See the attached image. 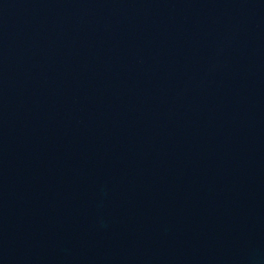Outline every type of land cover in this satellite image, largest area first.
Instances as JSON below:
<instances>
[{
    "label": "water",
    "instance_id": "water-1",
    "mask_svg": "<svg viewBox=\"0 0 264 264\" xmlns=\"http://www.w3.org/2000/svg\"><path fill=\"white\" fill-rule=\"evenodd\" d=\"M0 264H264V0H0Z\"/></svg>",
    "mask_w": 264,
    "mask_h": 264
}]
</instances>
